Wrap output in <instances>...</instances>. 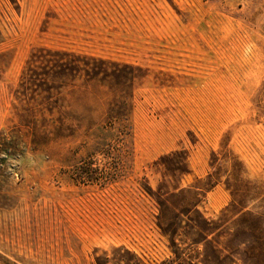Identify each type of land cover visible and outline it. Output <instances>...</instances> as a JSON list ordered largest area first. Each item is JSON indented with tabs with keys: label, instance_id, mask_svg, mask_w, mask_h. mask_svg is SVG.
<instances>
[{
	"label": "rangeland",
	"instance_id": "obj_1",
	"mask_svg": "<svg viewBox=\"0 0 264 264\" xmlns=\"http://www.w3.org/2000/svg\"><path fill=\"white\" fill-rule=\"evenodd\" d=\"M0 264H264V0H0Z\"/></svg>",
	"mask_w": 264,
	"mask_h": 264
},
{
	"label": "trees",
	"instance_id": "obj_2",
	"mask_svg": "<svg viewBox=\"0 0 264 264\" xmlns=\"http://www.w3.org/2000/svg\"><path fill=\"white\" fill-rule=\"evenodd\" d=\"M175 234H177V232H174Z\"/></svg>",
	"mask_w": 264,
	"mask_h": 264
}]
</instances>
